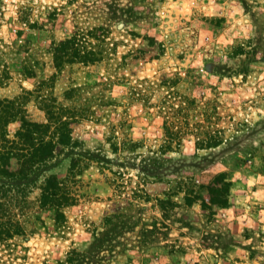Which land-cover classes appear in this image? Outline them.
Returning <instances> with one entry per match:
<instances>
[{"label":"rangeland","instance_id":"rangeland-1","mask_svg":"<svg viewBox=\"0 0 264 264\" xmlns=\"http://www.w3.org/2000/svg\"><path fill=\"white\" fill-rule=\"evenodd\" d=\"M102 24L108 56L53 78L54 45ZM153 34L159 54L137 59ZM41 81L69 104L65 91L80 88L76 101L94 112L29 196L38 209L46 176L65 175L69 154L80 153L89 163L78 176L82 197L66 207L65 227L40 213L24 247L0 251V264H66L95 231L104 242L90 264H264V0H0V98L28 95ZM132 90L155 104L175 101L180 148L153 159L162 122L147 124L154 113L128 100ZM26 106L31 118H46L34 96ZM211 129L223 141L198 148ZM130 138L135 150L114 151ZM145 162L152 175L141 171ZM211 186L225 204H203Z\"/></svg>","mask_w":264,"mask_h":264},{"label":"trees","instance_id":"trees-1","mask_svg":"<svg viewBox=\"0 0 264 264\" xmlns=\"http://www.w3.org/2000/svg\"><path fill=\"white\" fill-rule=\"evenodd\" d=\"M110 32L109 25H97L90 29L76 30L71 36L56 43L53 47V55L57 72L53 74V78L68 64L74 62L90 64L102 61L108 56L107 37ZM157 41L153 34L149 47L143 49L147 53L143 57L139 54L137 59L148 60L156 57L159 54L156 46L161 48V43ZM110 76L108 80L113 82ZM103 81L108 82L105 79ZM117 81L119 80H114ZM51 88L53 84L41 81L34 89L26 91L28 95L0 98V251L7 250L11 256L24 247L22 242L35 231L36 221L43 220L40 213H50L60 228L65 227L66 207L77 204L82 197L80 190L82 183L78 176L89 163L84 154L80 153L69 154L70 165L65 175L52 172L46 176L37 199L38 209L34 207V202L29 196V187L35 176L49 169L50 161L67 155L68 151L78 144L77 129L81 123L90 120V115L94 112L89 104L85 108L82 103L76 101L80 96V88L72 87L65 91V99H75L73 104L62 101ZM33 96L39 107L45 111L46 118L42 121L29 116L26 105ZM128 98V100L141 99L146 112L154 113L153 116L150 115L149 120L146 119L148 125H154V121L162 122L163 132L161 137L159 136L162 142L159 151H153L155 153L153 159H157L162 153L181 147L186 133L172 114L179 110L175 107V101L166 98L161 103L155 104L147 101L141 90H132ZM156 106L158 108L153 109ZM14 122H19V126L12 131L10 126ZM198 138L196 144L198 148L217 146L223 141V138L213 133L212 129L205 131L204 135ZM129 140V143H112L114 151L124 154L135 150L139 145L138 141L132 138ZM140 169L147 175L154 173L146 162ZM209 190L207 198L203 201L204 205L208 200L218 205L226 203V200L218 198L223 189L211 186ZM92 237L93 240L86 250L73 247L68 252L65 263L96 262L94 258H88V253L97 256L100 244L104 241L97 231Z\"/></svg>","mask_w":264,"mask_h":264}]
</instances>
